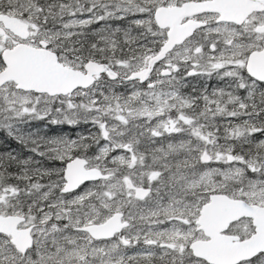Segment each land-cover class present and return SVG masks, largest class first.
<instances>
[{
  "label": "snow or ice",
  "instance_id": "snow-or-ice-1",
  "mask_svg": "<svg viewBox=\"0 0 264 264\" xmlns=\"http://www.w3.org/2000/svg\"><path fill=\"white\" fill-rule=\"evenodd\" d=\"M0 134V264H264V0H0Z\"/></svg>",
  "mask_w": 264,
  "mask_h": 264
},
{
  "label": "rangeland",
  "instance_id": "rangeland-1",
  "mask_svg": "<svg viewBox=\"0 0 264 264\" xmlns=\"http://www.w3.org/2000/svg\"><path fill=\"white\" fill-rule=\"evenodd\" d=\"M53 127L57 128L58 131H60L62 129L63 134L75 136L77 133L87 134V131L91 126L90 125H81L78 127H69V126H53ZM12 146L15 147L14 144ZM57 166H60L59 163L57 164Z\"/></svg>",
  "mask_w": 264,
  "mask_h": 264
},
{
  "label": "trees",
  "instance_id": "trees-1",
  "mask_svg": "<svg viewBox=\"0 0 264 264\" xmlns=\"http://www.w3.org/2000/svg\"><path fill=\"white\" fill-rule=\"evenodd\" d=\"M3 139H4L3 134H0V142H3Z\"/></svg>",
  "mask_w": 264,
  "mask_h": 264
},
{
  "label": "flooded vegetation",
  "instance_id": "flooded-vegetation-1",
  "mask_svg": "<svg viewBox=\"0 0 264 264\" xmlns=\"http://www.w3.org/2000/svg\"><path fill=\"white\" fill-rule=\"evenodd\" d=\"M195 83V82H194Z\"/></svg>",
  "mask_w": 264,
  "mask_h": 264
}]
</instances>
